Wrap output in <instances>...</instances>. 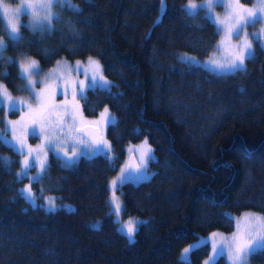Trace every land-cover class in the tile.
Here are the masks:
<instances>
[{"label": "trees", "instance_id": "trees-1", "mask_svg": "<svg viewBox=\"0 0 264 264\" xmlns=\"http://www.w3.org/2000/svg\"><path fill=\"white\" fill-rule=\"evenodd\" d=\"M72 1L81 12L53 8L59 18L51 32L23 27L13 44L0 31L8 44L0 80L25 91L10 55H34L41 66L96 55L112 87L88 88L81 104L86 115L107 105L116 118L106 126L113 159L99 153L64 167L50 154L31 186L38 197L54 193L73 207L47 212L21 196L19 154L0 146L13 161L0 166V264H180L181 248L198 234L233 230L227 211L264 214V45L255 42L244 70L217 73L177 57L205 55L218 39L204 12L185 14L187 0H164L158 18L161 0ZM143 137L153 148L152 172L120 186L122 214L147 222L129 243L109 212L108 179L125 144ZM208 251V244L193 251L191 264ZM250 260L264 262V251ZM215 264L227 263L220 256Z\"/></svg>", "mask_w": 264, "mask_h": 264}, {"label": "snow or ice", "instance_id": "snow-or-ice-1", "mask_svg": "<svg viewBox=\"0 0 264 264\" xmlns=\"http://www.w3.org/2000/svg\"><path fill=\"white\" fill-rule=\"evenodd\" d=\"M222 2L223 0H201L200 3H195L193 0H188L187 4L183 7V11L189 18H195L199 16L200 12H204L205 17L216 24L221 31H226L229 38L239 37L240 33L248 26L254 27L257 23H264V0H254L251 8L245 7L240 3V0H232L231 3L224 5L226 8V15L224 18H220L213 14V9L218 3ZM161 4L163 11L164 0H161ZM55 7H59L62 10L67 9L72 13L81 12V9L78 5L73 4L72 0H41V2L38 3L17 5V7L10 13L4 0H0V8L3 9L2 14H0V31L6 33L8 40L13 44H19L23 40V35L19 31V29L23 27H28L33 32H51L53 30V20L59 18L58 13L53 11V8ZM25 15L30 16V23L27 25L20 22V18ZM5 17L8 18L7 24L3 22ZM13 18L17 21L16 23L13 22ZM250 35L252 39L259 43L260 40L264 39V28L259 32ZM248 37L249 34L245 33V38L237 45L235 52L229 53L225 62H218L217 60L210 58L209 61H206L205 63L211 65L217 70H244L245 62L253 58L255 55L252 42ZM7 47L8 44L5 40L0 39V58L3 57L4 51ZM181 60L190 65L198 64L194 56H188L187 54H184L181 57ZM9 62H12L11 58H9ZM62 63L66 62L57 61L58 67ZM80 63V61L76 62L77 65H80ZM88 63L96 66L94 74L88 79L87 84L85 81H80L77 85L78 90L74 92V97L80 96L83 99L85 88H101L110 93L112 83L103 76L99 61L89 57ZM19 69L20 71L18 75L22 81V87L30 92V95L36 100L38 108L50 111V108L46 105L44 97L41 95L45 89L42 88L39 93L32 91L36 88L38 83L33 77L38 76L41 71L37 61L25 58L20 62ZM53 75L54 73L52 72L48 73L46 75V80H51ZM5 102H7L8 110L12 113L17 111L18 105L25 106L27 104V101L23 99L13 98L7 87L0 84V111L3 110ZM69 116L71 117L72 125L74 127L76 123V115L75 113L69 112L68 105L65 104V114L61 116L60 119L65 120ZM101 116L104 118L106 126L116 124V118L109 112L107 107H105ZM39 122L47 125V121L42 113L39 116ZM16 123L18 122L9 121L8 125H5L4 129L0 131V146L8 147L15 153L24 156V159L21 162L20 172L17 173L18 177H25L29 179L30 182L38 181L40 174L45 172L48 167L47 152L53 151L54 148L63 150V147L67 143V141H62L60 139V133L63 131L64 125L58 124L56 127L44 126L40 128L39 132H37L36 124L38 123V120L34 119L31 127H25L24 134L33 137L39 135L41 137V144L35 149L28 146L27 154H25L24 139L23 137L16 135V129L14 127L11 129L12 138L9 139L8 137L9 125H15ZM77 143L82 146L80 149L74 150L71 155H68V152H64L65 159L62 161L64 167L74 166L79 157L89 153L95 155L104 152L105 155H108V153L111 152V147L110 145H107L106 141L89 144L86 140L80 139ZM143 143L145 145V150L141 154L139 164L134 170L138 174L142 173V175L136 177L137 179L148 178L147 164L154 159L153 150L148 146L147 139ZM75 147L76 145L74 144L73 148L75 149ZM108 159L111 160L112 156L108 155ZM12 163L13 161L10 158L0 156V166L7 167ZM37 166L40 169V173L36 176L29 177L27 175L28 172L35 169ZM130 178L131 173L129 172V169L127 167L122 168L120 176L112 181L113 189H115L117 183H123ZM20 194L32 206L45 207L47 212H55L58 208L54 198H48L45 205H36V198L30 186H26L22 189ZM112 202L115 204L116 215L119 216L121 206L117 203L115 193L113 194ZM254 219L259 222L257 225L250 227L244 235L233 233L231 240L224 238L218 243L216 241L217 233H212L210 237L212 241V254L208 256L204 261V264H215L216 259L223 256L226 251L228 253L230 264H247L251 255L258 251H264V216L254 217ZM145 223L147 222L139 221L135 218H129L126 222L121 224L118 231L127 238L129 243H134L136 232L139 227ZM207 243V240L201 238L198 239L196 243L185 247L179 258L180 264H191V253Z\"/></svg>", "mask_w": 264, "mask_h": 264}, {"label": "rangeland", "instance_id": "rangeland-1", "mask_svg": "<svg viewBox=\"0 0 264 264\" xmlns=\"http://www.w3.org/2000/svg\"><path fill=\"white\" fill-rule=\"evenodd\" d=\"M38 2H41V0H4V3L8 6L10 13L17 7V5L25 4V3H38ZM187 2L188 0L185 1L184 5H186ZM193 2L200 3L201 0H193ZM231 2L232 0H223L222 3H218L213 9V14L215 16H219L220 18H224L226 15V8L224 7V5L231 3ZM72 3L78 5L77 3L73 1ZM240 3L243 4L247 8H251L254 3V0H240ZM161 9H162V4H161V8L158 14L156 15V18L160 16ZM2 12H3V9L0 8V14H2ZM3 22L7 24L8 18L5 17ZM13 22L16 23L17 21L13 18ZM20 22L26 25L29 24L30 16L29 15L22 16L20 18ZM215 26L218 30V39L215 42L214 46L205 55L199 56V55H196L188 51H179L177 54V57L181 59V57L184 54H187L188 56H194L198 64L203 65L204 67H206L207 69L213 72H217V73L228 72L230 70H217L205 62L209 61L210 58L215 59L218 62H225V60L229 56V53L235 52L237 49V45L245 38V33L249 34L248 38L252 42L253 49H254V45L256 41L252 39L250 34L259 32L262 28H264V23H257L254 27L248 26L240 33L239 37H231V38L228 37V34L226 31H221L217 27L216 24ZM0 39L5 40L1 32H0ZM259 44L264 45V39L260 40ZM89 57H92L94 60L99 61V65L102 70L101 62L96 55H86L84 57H77V58H67L65 56H59L51 64L47 66H41L37 57L31 54L19 53L14 56L10 55L8 57L16 61L18 65V71H20L19 65L23 59L30 58L32 60L37 61L41 71L38 76L33 77V79L36 80L38 83H37L36 88H34L32 91L39 93L42 88L45 89V91L41 95L44 97L46 105L50 108V111L38 108L36 100L33 98V96L30 95V92L28 90H25L22 93H13L4 84V82L0 80V84H3L4 86L7 87L8 91L11 93L13 98L23 99L27 101V104L25 106L18 105V109L14 113L8 110L7 102H5L3 105L4 124L2 128H0V131H2L5 125H8L9 121L18 122L15 125H9L8 137L9 139L12 138L11 129L14 127L16 129V135L21 136L24 139L25 154H27L28 146H31L33 149H35L37 148L38 145L41 144V137L39 135L36 137H33L31 135L24 134L25 127L26 126L31 127L34 119L38 120V123L36 124L37 132H39L40 128L44 126L56 127L58 124L64 125L63 131L60 133V139L62 141H67V143L63 147V150L54 148L53 151H48L47 152V163H48L50 154L56 155L57 157L60 158L62 162L65 159L64 152H68V155H71L74 150H78L82 147L79 143H77L78 140L84 139L88 142V140L86 139L84 135L78 133L75 130L76 126L84 124V123H92V124L97 125L100 129L102 141H106L107 145H110L109 139L106 136V124L104 122V118L101 116V113L104 112L105 107L108 108V106L104 105L101 109H99V111L96 114L86 115L82 110V104H81L82 98L80 96L74 97V92L78 90L77 85L80 83V81H85V83L87 84L88 79H90L92 75L94 74V70L96 66L94 64L88 63ZM57 61H62L66 63H62L58 67ZM77 61L81 62L80 65L76 64ZM50 72L54 73L53 78L51 80H46V75ZM102 74L108 81H110L111 83L113 82L109 77H107L103 73V71H102ZM87 89L88 88H85L84 96L87 92ZM65 104L68 105L69 112L75 113L76 115V123L74 127L72 125V120L70 116L65 120L60 119V117L65 114ZM109 112L112 114L110 109H109ZM41 113L43 114L45 120L47 121V125H45L42 122H39V116ZM65 134H68V135H65ZM146 139H147L146 137H143L136 141H128L125 144L124 155L117 162L115 171L110 175L108 179L107 199L109 203V212L111 213L113 219L115 220L118 229L120 228L121 224L126 222L129 218H135L136 220H139V221H142L145 219V217L140 216V215H135V214L123 215L122 214V197H121V189H120V186L122 183H117L115 189H113L112 181L115 180L118 176H120L121 169L125 168L127 157L130 153H132L135 156L137 163L139 164L141 154L145 150V145L143 142ZM147 142H148V146H150L151 149L153 150L152 145L149 143L148 139H147ZM74 144L76 145L75 149L73 148ZM101 154L105 155L104 152H101ZM90 155L92 154L89 153L84 156H90ZM108 155L112 156V159H113L112 151L108 153ZM108 155H105V156L108 157ZM153 155H154V152H153ZM23 159H24V156L19 155V167L16 173L20 172L21 162L23 161ZM151 172L152 170L148 167V164H147L148 177L151 174ZM38 173H40V169L37 166L35 169L29 171L27 175L29 177H32V176H36ZM138 175H142V173H139V174L136 173L133 176H131L130 179H127V180L133 183H136L142 180V179L136 178ZM19 178H23V182L19 186L20 192L26 186H30L33 194L35 195L36 204L45 205L48 198H54L55 203L57 204L58 208L63 207L66 209H70L73 207V204L71 202L58 199L54 193H46V194H43L41 197H38L31 186L32 182H30L29 179L25 177H19ZM114 193L117 199V203H119V205L121 206V212L119 216L116 215L115 204H113L112 202ZM227 213L234 220L233 230L229 232H225L220 229H213L207 233L198 234L197 237H195L193 240H191L190 242H188L181 248L179 257L181 255L182 250L185 247L193 243H196L198 239L203 238L208 241L207 244L209 246V251L207 255L201 261V264H204V261L208 258L209 255L212 254V241L210 239L212 233H217L216 241L218 243L221 242L224 238H228L229 240H231L233 233H237L238 235H244L250 227L257 225L259 222L256 221L254 217L264 216V214L261 213L260 211H256L252 209H243L239 212L227 211ZM223 256L225 258L226 263L230 264L227 251L225 252ZM247 264H264V262L254 263V262H251L250 257H249Z\"/></svg>", "mask_w": 264, "mask_h": 264}, {"label": "water", "instance_id": "water-1", "mask_svg": "<svg viewBox=\"0 0 264 264\" xmlns=\"http://www.w3.org/2000/svg\"><path fill=\"white\" fill-rule=\"evenodd\" d=\"M75 130L81 133L82 135H84L90 144H94V143L102 141L100 129L95 124L84 123V124L76 126ZM137 165L138 163H137L135 156L132 153H130L127 157L125 167L129 169L131 176L136 174L134 170L137 167Z\"/></svg>", "mask_w": 264, "mask_h": 264}, {"label": "flooded vegetation", "instance_id": "flooded-vegetation-1", "mask_svg": "<svg viewBox=\"0 0 264 264\" xmlns=\"http://www.w3.org/2000/svg\"><path fill=\"white\" fill-rule=\"evenodd\" d=\"M79 133V132H78ZM81 134V133H80Z\"/></svg>", "mask_w": 264, "mask_h": 264}]
</instances>
